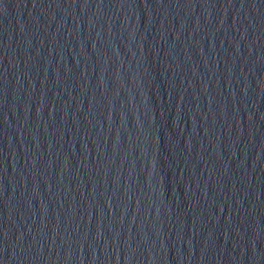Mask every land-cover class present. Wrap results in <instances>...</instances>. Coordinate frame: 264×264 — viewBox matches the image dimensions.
Segmentation results:
<instances>
[{
	"label": "water",
	"instance_id": "obj_1",
	"mask_svg": "<svg viewBox=\"0 0 264 264\" xmlns=\"http://www.w3.org/2000/svg\"><path fill=\"white\" fill-rule=\"evenodd\" d=\"M0 264H264V0H0Z\"/></svg>",
	"mask_w": 264,
	"mask_h": 264
}]
</instances>
